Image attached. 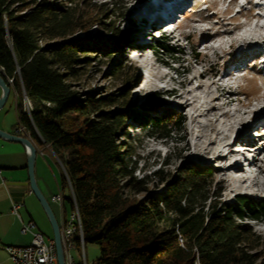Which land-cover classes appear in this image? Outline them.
Segmentation results:
<instances>
[{"label": "trees", "instance_id": "trees-1", "mask_svg": "<svg viewBox=\"0 0 264 264\" xmlns=\"http://www.w3.org/2000/svg\"><path fill=\"white\" fill-rule=\"evenodd\" d=\"M84 21L68 5L0 0V74L12 78L15 128L54 156L64 218L76 205L84 244L99 245L98 264H256L259 256L246 248L250 229L236 218L258 216L262 199L216 204L205 187L209 168L187 167L174 180L164 178L165 189L155 193L148 189L152 178L134 174L139 158L129 142L130 111L110 108L125 102L75 88L90 46L69 36L86 29ZM149 44L160 54L179 52L160 35ZM147 122L169 137L182 130L184 117L165 111ZM72 239L80 251L78 229Z\"/></svg>", "mask_w": 264, "mask_h": 264}, {"label": "rangeland", "instance_id": "rangeland-1", "mask_svg": "<svg viewBox=\"0 0 264 264\" xmlns=\"http://www.w3.org/2000/svg\"><path fill=\"white\" fill-rule=\"evenodd\" d=\"M48 1L75 8L85 24L89 23L86 29L77 30L69 36L73 41L90 46L87 54L89 62L75 80V88L93 90L96 96L111 93L118 102H125L111 105L110 108L130 111L127 124L131 125L128 132L132 138L129 142L139 158L134 174L138 177L146 174L152 178L153 182L148 184L149 191L155 193L164 190L165 183L162 180L176 179L187 167L198 170L209 168L205 187L208 196L216 204L238 205V196L264 201V159L253 162L249 167L253 173L259 171L255 176L259 187L251 186L239 191L235 187L239 179L218 180L223 174L219 169L222 165L226 166L232 160L231 157L221 161L212 153L204 156L196 154L203 148L204 136L215 137L218 141L222 134H227L228 141L237 139L234 144L241 147L237 154L238 162H243L240 166L247 169L253 150L264 144V137L253 135L255 130L264 131L261 129L264 122L247 124L253 120V115L250 118L244 116L237 131L228 133L224 127V122H232V115L236 117L253 106L264 107V66L259 64L251 67L252 62H255L251 56L258 49H264V0H191L169 23V28L175 27L171 34L162 32L165 27H161V24L150 30H147L149 24L144 26L147 17L144 9L148 5L142 4L148 0ZM245 24L247 27L239 31ZM158 28L163 39L178 47V53L169 56L148 47L150 35L156 36L159 30L154 29ZM146 30L143 41H140ZM109 46L113 48L109 49ZM131 46L143 47V51L135 50L137 59L131 57L134 53ZM193 51L198 53L196 57ZM242 54L246 61L238 68L239 77L229 74L223 78L220 67ZM146 62L148 67L145 66ZM118 65L121 69L116 74L114 71ZM197 72H202V76L188 83L189 78ZM212 80L215 81L214 85L206 87ZM224 80L228 82L226 86L222 84ZM198 82L201 87L190 91ZM206 88L211 90L207 95ZM228 91L234 94L229 95ZM213 95L217 99L212 100ZM185 98L192 103L181 106ZM197 105H200L201 110L208 106L214 109L206 117L196 118L198 110L194 111V108ZM165 111L180 113L184 117L182 130L169 137H161L160 132L147 122L150 117L161 116ZM138 121L141 124L147 122V126L141 127ZM16 123L15 100L11 94L0 108V124L16 129ZM214 125L221 128V134H215ZM244 125L247 127L243 128ZM245 133H251L252 142L246 140ZM242 144L247 146H240ZM50 165L47 164L46 173L50 188L54 189L55 176L60 180V172L54 163ZM242 174L245 172L240 173L239 177H243ZM247 184L249 180L241 186L244 188ZM47 200L60 221L59 205L51 201L49 196ZM66 213H69V209ZM32 218L37 230L45 237L52 236L50 223L40 204ZM236 221L250 229L251 242H246V248L259 256L258 263L264 258V209L256 217L246 216L236 218ZM83 244H80V251L72 248L74 261L77 264H85V260L87 264H98L99 245L91 242Z\"/></svg>", "mask_w": 264, "mask_h": 264}, {"label": "bare ground", "instance_id": "bare-ground-1", "mask_svg": "<svg viewBox=\"0 0 264 264\" xmlns=\"http://www.w3.org/2000/svg\"><path fill=\"white\" fill-rule=\"evenodd\" d=\"M191 0H148V1H144L142 6L144 5V3H147L148 8L144 9V12L146 13L145 19V25H148L147 30H150V28H152L153 26H157L159 24V21H161L164 18H169L172 19L171 21H173L175 18V16L177 15V12L179 10H181V8H183V6L187 3H189ZM198 1V0H197ZM140 6V7H142ZM134 8V6H133ZM150 15H149V14ZM152 15V16H151ZM148 16H151L150 18ZM148 18V19H147ZM166 25V24H165ZM247 27V24L241 26V28L239 29V31H242L244 28ZM162 27V26H161ZM167 27V25L165 26ZM144 29V28H143ZM143 32L140 41H143V38L145 36V34L147 33ZM175 31V27H173L169 33H173ZM238 31V32H239ZM248 39V38H246ZM206 40V39H205ZM132 52L134 51L133 55L131 56L133 59H135V55H137V52H135L134 47H130ZM146 50V49H145ZM141 51H143V49H141ZM264 51V49L260 48L256 51V53L258 52H262ZM252 53V51H250V54ZM141 54H139L140 57ZM245 56L244 54L237 56L236 59H234L232 62L230 63H225L220 67L221 70V75L223 76V78H226L229 74H232L233 77L238 78L237 73L239 72L237 69L242 67L245 64L244 60ZM137 59V58H136ZM263 62V61H262ZM145 66L148 67V63H145ZM165 75V74H164ZM202 76V72H197L195 75L191 76L188 80V83H190L193 79L195 78H199ZM215 81H210L209 83H207L206 87H210L212 85H214ZM223 85L226 86V84H228V82L224 80V82L222 83ZM199 87H201V83H197L193 88L190 89V91L192 90H196ZM217 88V87H216ZM205 90V94H209L211 92V90H209V88L204 89ZM183 92L180 93V95H182ZM229 95H232L234 93L228 91ZM236 94V93H235ZM217 99L216 95H213L212 100ZM195 101V99H194ZM192 101H190L188 98H185L184 101L182 102V105H189L191 104ZM225 104V103H224ZM212 109H214L213 106H208L206 108H204L203 110L200 109V105L195 106L194 111L198 110L195 114V117L197 118H202V117H206L207 114L209 113V111H213ZM193 111V112H194ZM229 112V111H227ZM253 115V120L249 121L247 124H252L255 125V123H259V122H264V107H260V106H253L251 108H248L247 110H243L241 113H238L236 117H233V115L231 116L232 122H224V127L227 129L228 133L233 132V131H237V126L240 125L241 121L243 120L242 118H244V116L250 118V116ZM247 127V125H244L243 128ZM214 129L216 130V135L221 134V128L217 127V125H214ZM264 129V128H262ZM258 131V134H261V131L259 132V129L256 130ZM239 134V133H238ZM242 134V131L240 133V135ZM251 133H245V138L246 140H248L249 142H252L251 140V135H249ZM237 139H235L234 141H228V136L227 134H222V136L220 137V139L217 141L214 138H208L206 136H204V141H203V148L201 149V151H197L196 154H198V156L202 155H207L212 153V155L214 157H216L218 160L221 161H226L228 158H232V160L226 165H222L221 168L219 169V171H222L223 174L222 176L218 179V180H227V179H232L234 180H238L239 183L235 186L237 189H239V191H241V189L246 190L248 187L251 186H258L259 187V181L257 178H255V176L257 175V173L259 172H251L249 167H251L253 165V162H256L257 160L261 161L264 159V144H262L260 147H256L253 150V156L251 157V160L248 164L247 169H243L240 165L243 163H239L238 162V157L237 154L239 153V147L237 146L238 144H234L236 142ZM247 145V144H246ZM245 158H243L244 160ZM249 173H246L248 172ZM245 172V174H242L243 177H239V174ZM246 180H249V184H247V186H244V188L241 186L242 183ZM245 192V191H244ZM58 198H60V201H58L59 205H60V232L62 233V235H69V224H68V220L64 218L63 214H62V196H61V192L60 189H58ZM71 214H75V223H77L78 229L81 232L80 229V221H79V215H78V210L77 207L75 205V210L71 213ZM65 219V220H64ZM82 233V232H81ZM83 236L80 235L79 236V242L80 244L83 243ZM71 247L72 248H77L76 247V243L73 239H71ZM5 250L6 252H8V245L5 246ZM72 258V256H71ZM73 259V258H72ZM74 260V259H73ZM75 262V261H74ZM75 264H77L75 262ZM81 264V263H79Z\"/></svg>", "mask_w": 264, "mask_h": 264}, {"label": "crops", "instance_id": "crops-1", "mask_svg": "<svg viewBox=\"0 0 264 264\" xmlns=\"http://www.w3.org/2000/svg\"><path fill=\"white\" fill-rule=\"evenodd\" d=\"M0 129L10 134L23 136L21 131L6 128L1 124ZM26 155L27 151L21 143L0 138V264H13L5 250L6 245H25L29 243L31 235L20 232L21 223L28 220L35 223L32 215L36 213L39 203L29 188ZM50 163H54L58 167L50 150L48 148L37 150L34 175L46 198L56 194L59 189L56 176V187L54 189L50 188L46 173L47 164L51 166ZM57 169L59 170V167ZM12 203L20 204L17 209L19 218L11 211ZM57 204L59 205L58 202ZM55 217L59 223V217Z\"/></svg>", "mask_w": 264, "mask_h": 264}, {"label": "built area", "instance_id": "built-area-1", "mask_svg": "<svg viewBox=\"0 0 264 264\" xmlns=\"http://www.w3.org/2000/svg\"><path fill=\"white\" fill-rule=\"evenodd\" d=\"M7 83H12V78H7ZM25 110L29 112L30 104L25 101ZM18 131H22L19 128ZM50 200L53 202L60 201L58 198V191L56 194L50 196ZM19 203H12L11 211L17 215L19 214L17 209L19 208ZM75 214H70L67 218L69 224V235H62L60 232L61 246L64 255V264H75L74 260L71 258V239L74 232L78 229L75 223ZM20 232L31 235V239L28 244L25 245H8V257L13 264H58L54 241L52 237H45L39 230L36 229L35 223L32 220L21 223ZM82 233L78 229V238ZM85 264H87L85 262Z\"/></svg>", "mask_w": 264, "mask_h": 264}, {"label": "water", "instance_id": "water-1", "mask_svg": "<svg viewBox=\"0 0 264 264\" xmlns=\"http://www.w3.org/2000/svg\"><path fill=\"white\" fill-rule=\"evenodd\" d=\"M10 93V86L4 80V78L0 74V108L3 106L5 101L7 100ZM0 138H4L6 140L17 141L21 143L27 151L26 155V168H27V175H28V183L29 188L37 201L39 202L40 206L42 207L52 229V239L54 241V248L57 258L58 264H64V255L63 249L61 246L60 240V225L53 213V210L50 206L49 201L47 200L46 196L41 191L34 175V164L36 159L37 148L33 144V142L27 136L15 135L5 132L0 129Z\"/></svg>", "mask_w": 264, "mask_h": 264}]
</instances>
